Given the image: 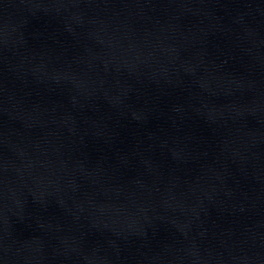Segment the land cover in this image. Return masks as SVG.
Masks as SVG:
<instances>
[{
  "label": "water",
  "instance_id": "95a60500",
  "mask_svg": "<svg viewBox=\"0 0 264 264\" xmlns=\"http://www.w3.org/2000/svg\"><path fill=\"white\" fill-rule=\"evenodd\" d=\"M0 264H264V0H0Z\"/></svg>",
  "mask_w": 264,
  "mask_h": 264
}]
</instances>
